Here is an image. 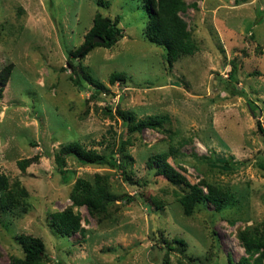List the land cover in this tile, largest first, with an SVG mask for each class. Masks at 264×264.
I'll return each mask as SVG.
<instances>
[{
    "label": "rangeland",
    "instance_id": "1",
    "mask_svg": "<svg viewBox=\"0 0 264 264\" xmlns=\"http://www.w3.org/2000/svg\"><path fill=\"white\" fill-rule=\"evenodd\" d=\"M185 2L181 16L196 50L169 66L163 47L142 33L147 13L138 0H0V66L13 64L0 92V172L28 193L26 210L20 204L0 209V264L22 255L19 233L40 238L53 264H161L164 256L169 264H236L244 255L237 230L264 221V0ZM96 12L119 15L122 37L71 58L72 72L68 53L84 41ZM236 55L233 82L228 74ZM82 72L108 86L110 100L92 99L94 87ZM112 72L125 74V83L110 85ZM85 81L90 91L80 85ZM117 102L136 119L167 116L172 137L149 128L133 135L130 180L118 169L66 156L63 182L55 163L60 146L76 140L107 154L124 130L102 108ZM168 145L176 149L168 162L191 183L206 179L230 191L221 214L210 203L181 214L172 188L145 164ZM34 155L36 161L18 168V160ZM94 173L106 175L111 190L130 201L116 199L114 222H97L84 206L73 207L85 232L59 235L50 213L71 204L77 178ZM142 190L151 199L146 203ZM175 237L186 242L181 253L160 240Z\"/></svg>",
    "mask_w": 264,
    "mask_h": 264
},
{
    "label": "trees",
    "instance_id": "2",
    "mask_svg": "<svg viewBox=\"0 0 264 264\" xmlns=\"http://www.w3.org/2000/svg\"><path fill=\"white\" fill-rule=\"evenodd\" d=\"M138 1L147 13L142 33L150 42L163 47L164 57L169 66L179 58L190 55L196 50V43H194L191 36V28L181 16L187 9L188 3L185 0ZM192 6L195 7V5ZM119 24V15L109 17L96 12L92 18V25L84 34V41L68 53L70 58L67 59L66 65L71 71L75 72V66L72 64L71 58L82 59L97 46L112 47L122 37V28ZM94 37L102 38L103 42L93 41ZM238 59L241 58L236 55L231 60L228 76L233 82H237ZM12 69V63L0 66V92L7 83ZM82 78L94 87H92L94 91H90L91 87L89 85L87 87L86 81L84 84H80L83 85V89L90 91L92 99L98 98L107 101L114 94L103 82L93 79L84 72H82ZM125 80L126 76L121 72H112L108 77L110 85L115 82L123 84ZM235 92L238 95L242 94L241 91L236 90ZM100 94L102 95L100 96ZM102 109L106 116L119 121L124 131L113 143L114 145L107 154L105 152L99 153L92 148H85L76 140L64 142L55 154V163L60 167L63 182L68 181L67 173L62 169L66 156L72 157L81 165H105L109 168L118 169L124 178L130 180L129 161L131 157L127 147L133 143V135L141 132L144 128L165 133L168 139L173 135L170 127L165 126V123L169 124L167 116L151 115L136 119L130 110L121 108L118 102L113 108L107 103ZM257 125L259 126L258 122ZM124 134H126V137H124ZM167 149L168 151L157 152L148 156L145 164L147 169L151 170V173L162 177L165 183L172 188L173 202L176 205L179 204L181 214L187 217L191 216L196 207L204 203H210L213 205V212L221 214L224 206L232 196L230 191L206 179L191 183L183 173L167 160L169 156L174 157L175 147L168 145ZM37 159L38 155L20 159L17 161V166L23 171L27 165ZM129 184L133 185L131 182ZM111 188V184L104 174L94 173L90 179L77 178L68 194L71 204L62 210L50 213V226L61 236H71L77 232L83 234L85 229L81 225L80 216L73 209V207L80 206H84L88 214L97 222L102 220L114 222L116 220L114 213L117 207H120V204L115 205L116 199L120 198L121 201L129 202L131 197L127 193L117 196ZM27 194V190L17 178L11 181L7 175L0 172V209H11V207L20 204L26 210ZM138 195L143 203L151 200L144 194L143 190ZM158 203L160 204L157 206L163 205L162 201H158ZM236 237L244 250V255L238 258L236 264L264 263V221L238 229ZM16 238L20 243L22 255L11 256V264H53L45 254L44 244L40 238L27 233H19ZM160 240L167 249L175 250L178 253L183 252L186 247V242L182 238L175 237L171 243H168L166 239ZM227 261L232 263L229 256H227ZM161 264H169L167 256L163 257Z\"/></svg>",
    "mask_w": 264,
    "mask_h": 264
},
{
    "label": "water",
    "instance_id": "3",
    "mask_svg": "<svg viewBox=\"0 0 264 264\" xmlns=\"http://www.w3.org/2000/svg\"><path fill=\"white\" fill-rule=\"evenodd\" d=\"M93 41L98 42V43H102L103 42V39L102 38H99V37H94L93 38Z\"/></svg>",
    "mask_w": 264,
    "mask_h": 264
}]
</instances>
